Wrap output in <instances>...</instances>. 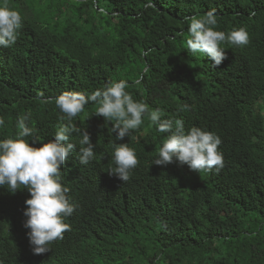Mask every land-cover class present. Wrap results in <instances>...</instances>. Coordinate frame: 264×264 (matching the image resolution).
Masks as SVG:
<instances>
[{
	"label": "trees",
	"instance_id": "trees-1",
	"mask_svg": "<svg viewBox=\"0 0 264 264\" xmlns=\"http://www.w3.org/2000/svg\"><path fill=\"white\" fill-rule=\"evenodd\" d=\"M146 2L7 0L22 26L14 45L0 46V141L16 138L18 118L31 113L25 139L41 147L32 140L51 141L67 123L54 98L126 81L149 112L218 135L224 167L199 174L175 158L157 166L167 133L145 114L116 140L115 121L95 116L90 102L72 123L90 133L94 158L80 164L82 135L72 133L76 148L61 168L75 206L65 218L70 230L34 255L24 227L28 189L0 187V264H264V0ZM213 8L214 30L243 27L249 36L243 47L222 42L226 59L217 68L188 51L184 19ZM121 143L139 160L127 182L108 174Z\"/></svg>",
	"mask_w": 264,
	"mask_h": 264
},
{
	"label": "clouds",
	"instance_id": "clouds-1",
	"mask_svg": "<svg viewBox=\"0 0 264 264\" xmlns=\"http://www.w3.org/2000/svg\"><path fill=\"white\" fill-rule=\"evenodd\" d=\"M144 7L156 8L153 0H147ZM184 19L189 22L188 51L192 54L204 53L215 68L226 59L225 50L220 47L222 42L241 47L249 43L248 33L243 27L233 29L228 34L214 30L218 23L214 8L202 18L186 16ZM21 26L20 13L11 9L4 0L0 5V46L9 48L14 45ZM140 82L138 79L134 84ZM128 87L126 81H112L88 96L81 92L64 91L54 101L64 114L60 119H66L67 123L58 125L51 141L32 140L42 143L41 147H34L25 139L33 135V129L26 124L31 113L18 118L16 138L0 141V187L7 185L13 194L27 188L30 194L25 201L27 208L24 215L28 219L24 227L31 230L28 237L34 255L49 252L47 245L63 239L64 233L70 230L65 218L72 215L75 206L69 201V189L61 182V168L76 148L75 144L68 142L72 133L82 135L79 140L80 164L87 165L94 158L96 145L91 142L90 133L87 130L81 133L72 123L73 118L79 116L90 102L97 105L95 116L104 117L106 122L115 121L111 132L118 133L116 140H123L130 136L132 130H137L145 114L159 132L167 133L162 147L157 150L158 159L154 161L157 166L171 164L175 158L181 165L186 164L199 174L212 169L219 172L224 167L223 154L218 150L222 141L218 135L198 127L186 131L183 119H161L159 109L149 112L147 104L134 101L126 91ZM4 123L0 118V125ZM114 162L116 167L110 169L108 174L124 182L130 179L131 171L139 164L135 150L128 143L114 145Z\"/></svg>",
	"mask_w": 264,
	"mask_h": 264
}]
</instances>
